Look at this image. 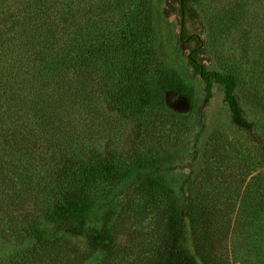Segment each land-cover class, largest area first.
Instances as JSON below:
<instances>
[{"label":"trees","instance_id":"trees-1","mask_svg":"<svg viewBox=\"0 0 264 264\" xmlns=\"http://www.w3.org/2000/svg\"><path fill=\"white\" fill-rule=\"evenodd\" d=\"M163 2L0 0V264L106 262L114 235L91 223V213L113 198V188L122 182L123 192L135 197L136 210L163 221L148 264H221L214 248L219 235L209 228L211 204L192 182H178L173 167L163 163L160 143L167 128L186 124L189 112L203 125L215 85L222 89L231 123L251 141H263L240 103L244 77L236 64L207 69L199 56L203 43L198 47L195 36L184 43L196 41L185 56L192 78L160 57ZM202 2L183 0V39L189 35L188 18L202 25L205 18L211 40L240 29L242 47L250 46L253 22L242 19L247 16L240 2L215 11H202ZM168 5L179 21V1ZM177 39L182 43L178 34ZM194 77L202 82L199 98ZM246 95L253 103L264 101ZM181 100L189 112L173 106ZM103 103L141 127L138 143L123 158L98 146L99 127L108 122L113 137L121 128ZM261 185L256 193L246 191L257 199L251 218L260 222ZM77 237L86 239L87 250L73 246Z\"/></svg>","mask_w":264,"mask_h":264},{"label":"rangeland","instance_id":"rangeland-1","mask_svg":"<svg viewBox=\"0 0 264 264\" xmlns=\"http://www.w3.org/2000/svg\"><path fill=\"white\" fill-rule=\"evenodd\" d=\"M202 1V11H215L221 6L240 2L247 16L242 19H252L254 39L246 48L242 47L240 29L229 35L217 34L212 40L208 38L205 18L201 20L204 21L203 25L192 17L188 18L186 31L189 34L194 31L201 37L203 48L199 56L207 69L224 70L228 61L236 64L234 70L244 77V83L238 90L240 103L247 119L255 123L256 133L263 144L251 141L244 131L231 123L222 89L215 85L204 109L203 125L189 112L185 100L173 102L178 111H188L189 114L180 130L177 127L167 128L166 137L159 146L160 155L163 163L173 167L171 172L178 182L189 180L194 184L196 194L211 204L213 216L209 228L219 235L214 248L221 258V264H264V221L251 218V205L258 202L246 193L255 191L259 184H262L264 191V101L253 103L246 95L252 93L264 100V0ZM168 4L169 0L163 2L167 18L159 32L158 53L166 63L190 79L191 67L185 56L194 46V40L187 44L178 42L179 21ZM191 81L196 86L195 95L199 98L202 82L196 77ZM103 108L118 120L119 123H113L121 128L113 137L108 122L99 127L98 133L103 136L99 137L98 146L104 153L123 158L138 143L141 127L137 121L122 118V114L107 104L103 103ZM125 185L122 182L113 188L114 197L91 213V223L105 227L112 233L114 245L106 262L96 258V261L86 264H148L158 245L156 228L159 222H163L161 217L148 219L136 210L135 197L127 194V191L123 192ZM101 212L99 220L97 214ZM72 243L79 251L87 250L84 237L72 238ZM6 250L10 252V247ZM2 254L3 248L0 246V256Z\"/></svg>","mask_w":264,"mask_h":264},{"label":"water","instance_id":"water-1","mask_svg":"<svg viewBox=\"0 0 264 264\" xmlns=\"http://www.w3.org/2000/svg\"><path fill=\"white\" fill-rule=\"evenodd\" d=\"M178 1H179V7H180V17H179V22H178V37L180 38L181 42L184 43V42H186L187 38H184V39L182 38L183 27H184V23H183V18H184V16H183V0H178ZM193 35L196 37L197 41L199 42L198 47L201 46L203 43L201 37L196 33H194Z\"/></svg>","mask_w":264,"mask_h":264},{"label":"flooded vegetation","instance_id":"flooded-vegetation-1","mask_svg":"<svg viewBox=\"0 0 264 264\" xmlns=\"http://www.w3.org/2000/svg\"><path fill=\"white\" fill-rule=\"evenodd\" d=\"M195 32L193 31V32H191L186 38H187V40L186 41H188V39L191 37V36H193L194 37V34ZM194 42V45H195V40L193 41Z\"/></svg>","mask_w":264,"mask_h":264}]
</instances>
